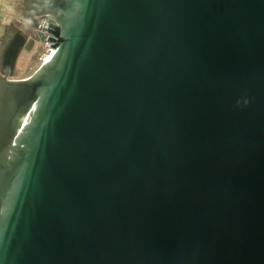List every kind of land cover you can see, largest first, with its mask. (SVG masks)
<instances>
[{
	"label": "water",
	"instance_id": "95a60500",
	"mask_svg": "<svg viewBox=\"0 0 264 264\" xmlns=\"http://www.w3.org/2000/svg\"><path fill=\"white\" fill-rule=\"evenodd\" d=\"M22 15L60 26L28 78L1 46L0 264H264V0Z\"/></svg>",
	"mask_w": 264,
	"mask_h": 264
},
{
	"label": "rangeland",
	"instance_id": "374dc122",
	"mask_svg": "<svg viewBox=\"0 0 264 264\" xmlns=\"http://www.w3.org/2000/svg\"><path fill=\"white\" fill-rule=\"evenodd\" d=\"M8 12L11 15H14V17H18L20 18V20L18 21H22V16H19L20 11H16L15 9H11L9 8ZM22 15V13H20ZM5 9L2 10V8H0V25L2 24V21H7L9 22V16H6L5 19ZM10 24L8 27L11 26L12 23H8ZM5 28V33L7 31V28ZM2 37V36H1ZM36 36V34L34 35H30L29 36V41H28V45L26 47V49L24 50V52L22 53V55L19 58V62L17 65V72H18V77L20 78H28L31 75H33L42 65V61H41V56H42V51H43V47L42 44L40 42V38H36L34 39ZM51 38L53 39V35L51 36ZM4 39V38H3ZM51 44V43H50ZM56 43H52V45H54ZM48 48V46H47ZM41 53V54H40Z\"/></svg>",
	"mask_w": 264,
	"mask_h": 264
},
{
	"label": "built area",
	"instance_id": "2783aa9c",
	"mask_svg": "<svg viewBox=\"0 0 264 264\" xmlns=\"http://www.w3.org/2000/svg\"><path fill=\"white\" fill-rule=\"evenodd\" d=\"M50 24L57 27L60 26L59 23L56 22L52 17L45 16L38 18L37 25L34 29V32L37 38L38 37L40 38V42L43 47L42 56H41L42 65H44L47 62V60L56 52V50L53 47H51L52 43L54 42L48 41L49 37L51 38L52 36L51 33L47 32Z\"/></svg>",
	"mask_w": 264,
	"mask_h": 264
},
{
	"label": "crops",
	"instance_id": "0c3cea01",
	"mask_svg": "<svg viewBox=\"0 0 264 264\" xmlns=\"http://www.w3.org/2000/svg\"><path fill=\"white\" fill-rule=\"evenodd\" d=\"M23 1L24 0H0V8H2V10L3 9H5V19H6V16H9V22H7V21H2V24L0 25V38H1V36H2V39H3V36L7 33L8 34V30L11 28V26L13 25V24H11V26L10 27H8L10 24H8V23H12L13 21H15V20H20V18H18V17H14V15H11V14H9L8 12H10L9 11V8H11V9H15L16 11H20V13H22V6H23ZM19 13V16H22V18L21 19H23V15H21ZM7 20V19H6ZM6 27H8L7 28V31H6V33H5V28ZM5 37V36H4ZM7 38V37H6ZM0 45H1V39H0Z\"/></svg>",
	"mask_w": 264,
	"mask_h": 264
},
{
	"label": "flooded vegetation",
	"instance_id": "af4514ba",
	"mask_svg": "<svg viewBox=\"0 0 264 264\" xmlns=\"http://www.w3.org/2000/svg\"><path fill=\"white\" fill-rule=\"evenodd\" d=\"M34 22H36L37 23V21H38V19H35V20H33ZM21 23V25H25L26 27H27V25L30 23V22H27L26 24L25 23H23V22H20ZM23 29L25 28V27H22ZM25 30V29H24ZM28 33V35L30 36V34H29V32H27ZM34 34H35V32H34ZM5 36V37H4ZM3 36V38L4 39H2V37L0 38L1 39V45H0V50H1V46L5 43V41L11 36V34H5ZM7 37V38H6ZM37 37H35L34 39H36ZM18 62H19V60H18ZM17 65H18V63H17ZM17 65H16V69H15V75H14V77L12 78V79H14V80H21V79H24L23 77L22 78H20V77H18V72H17ZM0 70H2V73H10V70H8L6 67H4V66H2V65H0ZM21 120V119H20ZM18 121V124H19V122H20V124L19 125H21V123H22V120L21 121Z\"/></svg>",
	"mask_w": 264,
	"mask_h": 264
},
{
	"label": "trees",
	"instance_id": "16d2710c",
	"mask_svg": "<svg viewBox=\"0 0 264 264\" xmlns=\"http://www.w3.org/2000/svg\"><path fill=\"white\" fill-rule=\"evenodd\" d=\"M20 22H23V23H27V21L24 20V18L22 19V21H18V20H15L12 22L13 25L19 27V28H22L24 27L23 25H21ZM37 23L36 22H30L27 27H25V31L29 32L30 35H34V29L36 27Z\"/></svg>",
	"mask_w": 264,
	"mask_h": 264
}]
</instances>
